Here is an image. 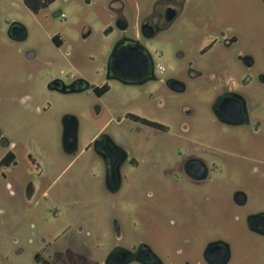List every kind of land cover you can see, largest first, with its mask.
Here are the masks:
<instances>
[{"label": "rangeland", "instance_id": "obj_1", "mask_svg": "<svg viewBox=\"0 0 264 264\" xmlns=\"http://www.w3.org/2000/svg\"><path fill=\"white\" fill-rule=\"evenodd\" d=\"M112 1L55 0L35 14L22 0H0V97L17 98V103L0 102V127L30 148L37 162L36 179L40 175L41 184L31 207L23 203L20 190L12 196L0 186V255L25 247L31 237L41 252L44 241L51 245L49 254L54 264H104L113 242V221L129 226L137 218L136 213H143L147 206L149 212L140 215L145 220L161 213L179 223H190L185 236L194 241L196 248L202 249L208 239H222L233 247L235 258L231 264H264V237L252 234L235 219L239 216L245 221L246 216L264 208V0H191L190 7L197 15L193 20L189 15L184 17L186 30L190 23L202 27L213 20L227 34L239 38L223 59H213L220 55L216 48L210 52L213 57H202L193 49L186 32L181 45L194 56L178 59L176 53L182 48L177 45L178 33L172 31L147 41L158 82L139 87L111 82L103 97L93 89L77 94L50 90L48 86L55 80L70 83L72 78L84 79L95 86L107 82L109 42L104 31L113 25L111 6L118 7L116 3L111 5ZM127 13L139 29L140 19L131 2ZM12 23L27 27V41L17 43L9 38ZM86 30L91 35L84 40ZM55 35L64 38L62 48L53 43ZM168 40L170 49H166ZM28 51L35 53L34 60H27ZM239 54L250 56L254 67L245 68L238 61ZM191 63L205 75L190 79ZM159 67L164 69L161 74ZM226 67L234 73L237 90L247 97L253 118L263 124L257 134L262 139L260 146L251 129H226L211 111L214 89L222 85L212 79V74ZM171 79L186 83V93L175 95L167 89L165 81ZM162 98L165 107L159 105ZM185 106L195 111L189 121L192 133L198 137L194 152L210 162L212 181L204 187H190L184 181L168 192L167 188L162 192L161 188L147 187L150 176L146 165L150 160L160 168H165V160H170L173 168L179 164L177 150L181 142L177 130ZM128 115L158 122L170 131L147 127ZM65 117L79 122L76 156L64 150ZM97 134L113 137L141 164L138 170L126 171L127 181L116 195L106 190L102 161L89 149ZM153 145H160L159 150ZM236 189L248 194L245 207L233 204ZM161 193H168L162 202L156 200ZM6 204L10 214L1 213ZM6 231L14 232L9 240L3 237ZM13 238L19 240V245L13 244ZM10 259L17 260L13 256ZM30 259L16 262L24 264Z\"/></svg>", "mask_w": 264, "mask_h": 264}, {"label": "flooded vegetation", "instance_id": "obj_2", "mask_svg": "<svg viewBox=\"0 0 264 264\" xmlns=\"http://www.w3.org/2000/svg\"><path fill=\"white\" fill-rule=\"evenodd\" d=\"M129 2L137 14L136 17L140 19L137 24L139 29H136V24L131 21L127 13ZM114 3L118 7L111 6L113 25H109L104 31L109 42L107 82L101 86H95L84 79L72 78L70 83L55 80L49 84L50 90L60 94H77L93 89L98 97H103L109 92L111 82L128 87H139L149 82L160 81L156 75V65L149 52L147 41L157 38L162 33L168 34L172 31L178 33L177 45L182 48L176 53L178 59L194 56V53L188 55L181 45L184 32L190 34L193 49L198 50L202 57H213L210 52L216 48L220 55L213 59H223L227 57L229 50L239 43L236 35L227 34L224 27L216 24L212 19L207 26L202 27L190 23V29L186 30L183 24L184 17L189 15L193 20L197 15L190 7L191 0H113L111 5ZM90 35L91 32L86 30L82 37L87 40ZM8 36L13 42L23 43L27 41L29 32L23 24L12 23L8 29ZM52 40L57 48H62L65 43L61 35H55ZM204 42L208 44L201 46ZM170 46L171 40H168L166 49H170ZM35 57L33 51L27 52L28 61L34 60ZM115 61H118V67L122 73L115 69ZM238 61L247 69L255 65L250 56L243 54H239ZM159 70L160 74L164 72L162 67H159ZM233 74L228 67L212 74V79L221 81L222 85L214 89L216 95L211 111L219 124L226 129L237 131L251 129L260 146L262 139L257 134L262 131L263 124L260 120L253 118L248 99L237 90L238 86L233 79ZM204 75L205 73L195 69L192 63L189 65L190 79L194 80ZM261 80L264 81L263 78ZM165 85L175 95H181L187 91L186 83L178 79L167 80ZM1 93L0 90V96ZM16 101V97H0V102L7 104L17 103ZM159 105L165 107L166 101L162 98ZM183 111V120L177 130V137L181 142V148L177 150L179 164L173 168L170 160H165V168H160L153 163V160H150L146 165V169L149 166L150 176L147 187L161 188L162 192V189L167 188L166 192H168L170 188L180 187L184 181L190 187L208 186L212 181L213 169L210 167V162L200 158L194 152L198 137L192 133L189 121L195 115V111L190 106H185ZM128 118L162 132L170 131L169 127L158 122L135 115H128ZM69 121L67 125L70 126L71 132L68 135L66 153L76 156L79 122L76 118ZM159 147L160 145L157 147L153 145L155 150H159ZM91 148L102 161L105 188L113 195L122 191L127 181L125 175L127 170L141 168V164L132 157L131 153L109 135L97 134L89 146V149ZM36 165V158L30 148L23 145L17 137H11L3 127H0V186L5 187L12 196L16 190H20L23 194V203L29 207L33 205L36 193L41 186L40 175H37L39 177L36 179ZM155 177H160L161 180L155 181ZM164 196L168 198V193H161L156 196V200L162 202ZM232 202L238 207H245L249 203V196L243 190L236 189L232 195ZM7 208H9L8 204L1 213L10 214ZM142 211L143 213H136L137 218H133L129 226H122L117 219L113 221V242L104 264H231L234 261V250L228 241L208 239L204 242L202 249L196 248L194 241L185 236L184 230L191 226L190 223H179L174 218L162 216L161 213H158L154 219L148 217V220H145L140 215L147 214L149 208L146 206ZM3 216L7 219L5 215ZM235 219L236 222L244 223L252 234L264 237V208L246 216L245 221L239 216ZM2 234L6 240H9L14 232L6 231ZM12 240L13 244L19 245L17 238ZM44 243L41 252L39 249L36 250L34 239L29 237L25 241V247L18 246L12 250V253L8 250L10 255H0V264H18L16 261L29 257H31L30 261L24 264H54L53 257L49 254L51 245L47 241ZM10 256L17 260L10 259Z\"/></svg>", "mask_w": 264, "mask_h": 264}, {"label": "trees", "instance_id": "obj_3", "mask_svg": "<svg viewBox=\"0 0 264 264\" xmlns=\"http://www.w3.org/2000/svg\"><path fill=\"white\" fill-rule=\"evenodd\" d=\"M22 2L31 12L37 14L52 5L55 0H22Z\"/></svg>", "mask_w": 264, "mask_h": 264}, {"label": "water", "instance_id": "obj_4", "mask_svg": "<svg viewBox=\"0 0 264 264\" xmlns=\"http://www.w3.org/2000/svg\"><path fill=\"white\" fill-rule=\"evenodd\" d=\"M128 64H130V63H128ZM118 61H115L114 62V67H115V69L116 70H118L120 73H122V70L118 67ZM67 117H65L64 119H63V126H64V133H63V146H64V150H65V152H67V138H68V135L70 134V132H71V128H70V126L69 125H67Z\"/></svg>", "mask_w": 264, "mask_h": 264}, {"label": "built area", "instance_id": "obj_5", "mask_svg": "<svg viewBox=\"0 0 264 264\" xmlns=\"http://www.w3.org/2000/svg\"><path fill=\"white\" fill-rule=\"evenodd\" d=\"M61 19H63V20L65 19V15L64 14L61 15Z\"/></svg>", "mask_w": 264, "mask_h": 264}]
</instances>
